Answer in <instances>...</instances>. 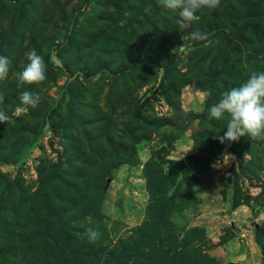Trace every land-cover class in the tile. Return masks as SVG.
<instances>
[{"label":"rangeland","instance_id":"374dc122","mask_svg":"<svg viewBox=\"0 0 264 264\" xmlns=\"http://www.w3.org/2000/svg\"><path fill=\"white\" fill-rule=\"evenodd\" d=\"M198 16L181 30L158 0H0V264H264V141L222 144L227 119L208 118L264 72V0ZM32 49L47 78L18 87ZM24 90L40 102L16 113Z\"/></svg>","mask_w":264,"mask_h":264},{"label":"clouds","instance_id":"9594fccd","mask_svg":"<svg viewBox=\"0 0 264 264\" xmlns=\"http://www.w3.org/2000/svg\"><path fill=\"white\" fill-rule=\"evenodd\" d=\"M161 8L176 13V24L181 30L190 29L199 21L198 13L204 9H215L220 0H158ZM192 41H206L208 34L200 30H193L189 35ZM27 63L22 71L15 73L17 86L40 85L46 80L47 66L44 58L34 49L26 54ZM55 59V57H53ZM10 60L0 55V81L8 79ZM41 97L37 93L24 90L19 95L20 105L16 113L26 112L29 108H36ZM4 102V95L0 93V104ZM208 118L227 119V131L223 136L215 137L220 143L236 142L247 136L250 140L264 141V72H252L247 80L223 92L220 99L210 109ZM11 117L0 109V124L11 122ZM85 236L89 243L99 240L101 233L94 228H87Z\"/></svg>","mask_w":264,"mask_h":264},{"label":"trees","instance_id":"16d2710c","mask_svg":"<svg viewBox=\"0 0 264 264\" xmlns=\"http://www.w3.org/2000/svg\"><path fill=\"white\" fill-rule=\"evenodd\" d=\"M264 239V236L261 238V241Z\"/></svg>","mask_w":264,"mask_h":264}]
</instances>
